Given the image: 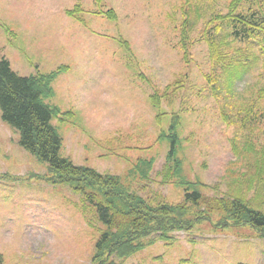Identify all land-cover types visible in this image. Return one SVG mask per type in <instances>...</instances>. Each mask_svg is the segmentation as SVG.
I'll list each match as a JSON object with an SVG mask.
<instances>
[{
    "label": "rangeland",
    "instance_id": "obj_1",
    "mask_svg": "<svg viewBox=\"0 0 264 264\" xmlns=\"http://www.w3.org/2000/svg\"><path fill=\"white\" fill-rule=\"evenodd\" d=\"M183 2L0 0V56L10 61L14 71L25 77L48 76L68 67L52 82L53 96L45 100L62 112L53 121L63 140L62 157L120 176L141 196L160 195L173 205L182 203L188 184L207 199L228 193L239 176L231 142L241 137L235 126L223 120L224 102L210 88L208 77L214 67L204 37L206 23L193 33L190 60H184L179 31ZM79 6L82 12L70 16ZM226 7L227 0H216L211 10L226 12ZM110 10L116 19L101 14ZM210 16L207 12L206 18ZM262 46L249 45L247 56L257 65L237 84V91L248 90L249 97L264 86ZM179 79H184V88L155 109L151 95L164 93ZM257 106L263 109L264 102ZM160 112L165 115L159 123ZM174 114L180 117L182 168L180 175L166 182L172 162L164 137ZM19 141L20 134L3 122L0 111L4 264H92L105 225L69 186L52 184L47 164L25 151ZM139 161L154 163L149 179L139 174L130 177ZM259 191L264 198V185ZM255 194L256 190L249 197ZM219 220L203 221L189 232L175 231L170 246L154 236L153 246L125 264H264V238L248 226L224 227Z\"/></svg>",
    "mask_w": 264,
    "mask_h": 264
},
{
    "label": "trees",
    "instance_id": "obj_2",
    "mask_svg": "<svg viewBox=\"0 0 264 264\" xmlns=\"http://www.w3.org/2000/svg\"><path fill=\"white\" fill-rule=\"evenodd\" d=\"M183 1L184 19L179 31L184 60H190L193 33L201 22L206 23L204 37L214 67L213 76L208 77L210 88L214 96L224 102L221 104L223 120L235 126L237 135L241 136H235L231 142L239 176L232 182L231 190L219 198L207 199L188 184L184 199L178 205L170 204L160 195L148 199L134 192L120 176L102 174L62 157L63 140L53 125L62 112L45 100L53 96L52 82L68 67L62 66L48 76L25 77L13 70L8 59L0 56L3 122L17 130L19 144L25 151L47 164L52 174L48 180L54 185L69 186L81 197L85 207L95 209L98 221L106 227L96 243L92 264H125L129 258L153 246L154 236L170 246L175 231H192L199 223L215 217L224 227L248 226L264 238V198L259 191L264 185V127L261 126L264 108L257 106V102H264V86L251 97L248 90L237 91V84L242 83L257 65L255 59L247 56L249 45L262 43L264 47V0H227L226 12L211 10L215 9L216 0ZM79 12H82L80 6L69 15L75 17ZM207 12H211L208 19ZM101 14L117 18L113 10ZM233 43L248 46L237 48ZM218 69L220 73L216 74ZM184 84V79H179L164 93L151 95L152 106L160 110L163 100H172V94L184 88ZM231 98H240L241 102L234 103ZM164 115L158 113L157 122L160 123ZM179 126L180 117L174 114L169 133L164 137L169 141L168 161L172 162L167 166L166 182L180 175L182 168L178 159ZM153 164L152 161H139L130 171V177L139 174L149 179ZM254 190L256 194L250 198ZM0 264H4L1 253Z\"/></svg>",
    "mask_w": 264,
    "mask_h": 264
}]
</instances>
